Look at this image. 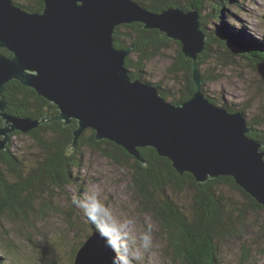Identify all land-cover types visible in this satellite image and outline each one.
<instances>
[{
  "label": "water",
  "instance_id": "1",
  "mask_svg": "<svg viewBox=\"0 0 264 264\" xmlns=\"http://www.w3.org/2000/svg\"><path fill=\"white\" fill-rule=\"evenodd\" d=\"M41 13H29L12 0H0V95L11 81L33 89L54 104L55 118L9 115L0 98V152L10 135L29 134L44 123L77 121L70 151L86 130L97 141L122 147L140 161V149H154L180 174L190 173L200 184L219 177L236 184L264 207L263 145L241 112L217 106L204 91L199 57L207 35L197 10L170 8L154 13L133 0H43ZM142 24L182 45L193 61L196 91L185 102H167L160 91L134 80L126 68L132 48L117 49V27ZM239 56V49L235 48ZM264 81V62L254 68ZM75 264H114L109 240L94 231L78 251Z\"/></svg>",
  "mask_w": 264,
  "mask_h": 264
},
{
  "label": "trees",
  "instance_id": "2",
  "mask_svg": "<svg viewBox=\"0 0 264 264\" xmlns=\"http://www.w3.org/2000/svg\"><path fill=\"white\" fill-rule=\"evenodd\" d=\"M12 1L29 13H41L44 10L43 0H24V3ZM133 1L154 13L170 8H179L187 12L198 11L201 28L208 37L206 51L199 57V68L206 65L210 56L213 58L220 55L223 56L222 64L225 66L227 63L236 62V58L248 61L253 68L264 62V38H252L247 34V27L236 29L229 24V20L236 18L233 9L241 14L244 13L238 0ZM114 41L117 49L132 48V53L126 60V68L131 77L155 86L166 101L171 98L170 92L163 89L160 84H153L146 80V63L171 45H176L177 57L172 71H183L186 75V83L179 90L181 93L179 99L171 103L185 102L196 91L192 81L193 61L186 59L179 42L170 40L159 30H145L140 23L117 27L114 32ZM215 48L221 51L220 55ZM235 48L241 52L239 56L235 55ZM0 53L8 58L13 57L5 49H0ZM202 77L203 87L211 82L205 75L202 74ZM0 98L6 104V112L15 117L42 119L43 117L55 118L59 115L58 108L54 104L18 81L7 83ZM212 101L215 102L213 99ZM222 107L231 113L235 112L232 107L225 104ZM240 112L245 116L244 110ZM1 127H3V121L0 118ZM77 127V121H73L68 127H65L63 122L55 121L50 124L44 123L29 134L17 132L10 136L11 143L8 149L0 152V215L5 211H16V209L32 210L41 192L51 193L55 190L62 191L70 185L78 186V172L83 166L84 152L89 148L99 151L119 165H124L125 160L134 161L133 169L136 176L132 186L145 197L148 209L151 206L150 209L154 212L155 218L161 224V228L166 231L170 240L168 248L171 249L174 263L223 264L220 258V243L228 237L242 238L245 215L249 211L264 210V207L239 187L233 178L219 177L200 184L190 173L180 175L169 159L161 157L151 148L139 150L142 159L146 162L143 165L122 147L106 140L97 141L93 130L84 131L79 138L77 149L71 152L70 146ZM252 128L253 132L249 137L264 147V131L254 125ZM14 136H26L34 141L35 148L38 150L37 155L33 154L36 159L25 162L14 153L12 145ZM79 188L83 191L81 185ZM169 188L176 192L190 191L193 194V204L189 210H183L169 200L166 193ZM226 188L242 195L243 206L237 207L232 198L226 197ZM234 225H240L239 229ZM92 229L109 240L113 249L114 264H127L123 261L126 258L122 239L107 225H102L100 228L92 225ZM90 236L91 234L87 240ZM86 241L79 242L76 246L73 254L74 264L78 251ZM242 249L244 252L240 264H247L252 252L246 248L245 243H242ZM0 264H4L1 259Z\"/></svg>",
  "mask_w": 264,
  "mask_h": 264
},
{
  "label": "rangeland",
  "instance_id": "3",
  "mask_svg": "<svg viewBox=\"0 0 264 264\" xmlns=\"http://www.w3.org/2000/svg\"><path fill=\"white\" fill-rule=\"evenodd\" d=\"M16 2L24 3V0ZM238 2L244 13L233 9L236 18L229 20V24L236 29L247 27V34L252 38H264V0ZM177 50L176 45H171L146 63V80L160 84L170 92L171 98L167 102L178 100L179 90L186 83L183 71H172ZM215 50L220 55L221 51ZM223 60L222 55L210 56L206 65L200 68L201 74L211 81L204 86L206 96L217 106L225 104L232 107L234 113L244 110L248 125L264 131V81L248 61L236 58V62L225 66ZM12 145L14 153L25 162L36 159L33 154L37 155L38 150L31 138L14 136ZM83 159L78 172V186L70 185L51 193L41 192L32 210L16 209L0 215L2 262L74 264V250L79 242L92 235V225L99 228L107 225L122 239L126 258L123 261L127 264H179L174 263L168 248L169 237L155 218L151 206L148 209L145 197L132 186L136 176L134 161L125 160L124 165H119L90 148L85 150ZM166 193L169 200L183 210H189L193 204L190 191L176 192L169 188ZM225 195L232 198L237 207L243 206L241 194L226 188ZM243 224L242 238L228 237L220 243L222 263L240 264L244 252L242 243H245L252 252L247 264H264V210L249 211L243 218Z\"/></svg>",
  "mask_w": 264,
  "mask_h": 264
},
{
  "label": "clouds",
  "instance_id": "4",
  "mask_svg": "<svg viewBox=\"0 0 264 264\" xmlns=\"http://www.w3.org/2000/svg\"><path fill=\"white\" fill-rule=\"evenodd\" d=\"M3 121V120H2ZM4 123V122H3ZM13 135V134H12ZM11 136V135H10ZM11 143V142H10Z\"/></svg>",
  "mask_w": 264,
  "mask_h": 264
},
{
  "label": "flooded vegetation",
  "instance_id": "5",
  "mask_svg": "<svg viewBox=\"0 0 264 264\" xmlns=\"http://www.w3.org/2000/svg\"><path fill=\"white\" fill-rule=\"evenodd\" d=\"M6 50V49H5ZM8 51V50H7ZM12 54V53H11ZM13 55V54H12Z\"/></svg>",
  "mask_w": 264,
  "mask_h": 264
},
{
  "label": "bare ground",
  "instance_id": "6",
  "mask_svg": "<svg viewBox=\"0 0 264 264\" xmlns=\"http://www.w3.org/2000/svg\"><path fill=\"white\" fill-rule=\"evenodd\" d=\"M153 87H155V86H153Z\"/></svg>",
  "mask_w": 264,
  "mask_h": 264
}]
</instances>
